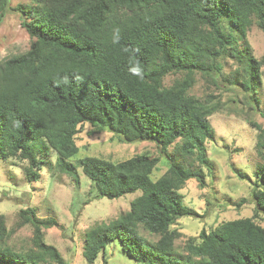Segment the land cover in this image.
Returning a JSON list of instances; mask_svg holds the SVG:
<instances>
[{
    "label": "trees",
    "instance_id": "1",
    "mask_svg": "<svg viewBox=\"0 0 264 264\" xmlns=\"http://www.w3.org/2000/svg\"><path fill=\"white\" fill-rule=\"evenodd\" d=\"M16 9L30 43L0 61V159H25L24 177L36 181L42 155L52 149L56 168L75 179L80 168L100 196L140 192L128 210L85 232V261L91 264L100 254L107 264L106 247L115 241L147 264H264V227L254 217L202 229L182 250L174 244L181 232L173 227L178 218L197 215L183 202L185 181L194 178L204 187V168H212L205 142L214 136L209 116L220 101L189 93L195 74L239 87L258 106L254 94L262 62L246 34L252 25L264 31V0H29ZM7 10L8 0H0V20ZM225 58L236 63L228 75ZM172 73L181 75L164 84ZM249 121L262 156L264 128ZM85 122L91 133L107 130L123 142H154L166 169L152 178L159 157L146 152L120 161L85 155L72 162L75 135ZM254 174L256 217L264 214V164ZM19 215L33 227L32 247L8 244L0 214V264H66L43 239L41 228L55 222L29 207ZM140 229L157 239L148 241Z\"/></svg>",
    "mask_w": 264,
    "mask_h": 264
},
{
    "label": "rangeland",
    "instance_id": "2",
    "mask_svg": "<svg viewBox=\"0 0 264 264\" xmlns=\"http://www.w3.org/2000/svg\"><path fill=\"white\" fill-rule=\"evenodd\" d=\"M28 1L8 0V10L0 20V61L29 47V35L22 27V16L16 9ZM246 40L253 55L262 62L259 67L260 83L254 94L258 106L246 92L239 87L228 86L226 82L224 85L219 77V85H216L211 79L197 73L189 90L190 94L201 100L208 98V94L213 95L212 100L220 101V108L209 116L214 136L205 142L207 155L212 162L210 170L204 168L205 186L199 187L198 182L190 178L180 189L183 202L193 208L197 215L182 216L173 224L181 232L174 241L178 250H182L189 236H197L202 229L208 231L224 220L254 217L264 227V214L257 213L255 217V203L251 195L254 182L259 181L254 172L260 163L264 164V151L262 156L258 155L255 147L258 131L249 121L264 128V31L252 25L247 31ZM235 67L233 59H224L225 74L228 75ZM180 75L168 74L163 82L169 85ZM92 129L85 122L75 135L78 152L70 158L72 162L85 155L120 161L146 152L159 157L152 178L158 177L166 169L167 160L154 142H123L110 131L91 133ZM42 157L45 159L44 167L36 181L25 179V159L17 156L0 159V214L4 215L8 244L17 250L32 247L33 227L30 223H22L19 215L20 210L29 207L37 217L50 218L55 222L41 228L43 239L57 248L66 264H90L82 257L85 232L92 225L107 222L128 210L130 201L140 192L126 193L112 199L100 196L80 168H77V179L56 168L54 150L50 149ZM239 172L245 173L246 177L241 178ZM140 231L150 242L158 237L145 229ZM106 249L107 264H147L129 257L115 241ZM91 264H102L101 255Z\"/></svg>",
    "mask_w": 264,
    "mask_h": 264
}]
</instances>
